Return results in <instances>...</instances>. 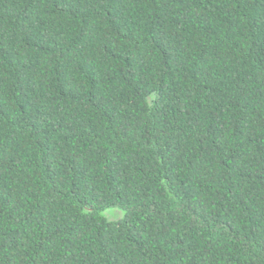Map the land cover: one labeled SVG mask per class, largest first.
<instances>
[{"label": "trees", "instance_id": "1", "mask_svg": "<svg viewBox=\"0 0 264 264\" xmlns=\"http://www.w3.org/2000/svg\"><path fill=\"white\" fill-rule=\"evenodd\" d=\"M0 264H264V0H0Z\"/></svg>", "mask_w": 264, "mask_h": 264}]
</instances>
